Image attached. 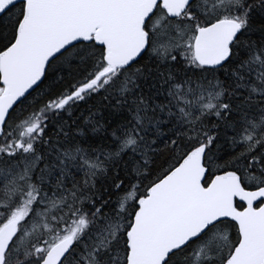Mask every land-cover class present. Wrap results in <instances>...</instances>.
Returning a JSON list of instances; mask_svg holds the SVG:
<instances>
[{
  "label": "snow or ice",
  "instance_id": "1",
  "mask_svg": "<svg viewBox=\"0 0 264 264\" xmlns=\"http://www.w3.org/2000/svg\"><path fill=\"white\" fill-rule=\"evenodd\" d=\"M0 264H264V0H0Z\"/></svg>",
  "mask_w": 264,
  "mask_h": 264
}]
</instances>
